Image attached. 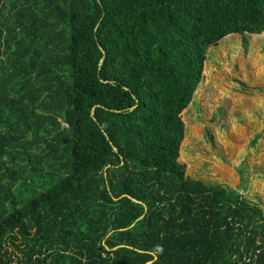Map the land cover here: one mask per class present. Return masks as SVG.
I'll list each match as a JSON object with an SVG mask.
<instances>
[{"label":"trees","instance_id":"trees-1","mask_svg":"<svg viewBox=\"0 0 264 264\" xmlns=\"http://www.w3.org/2000/svg\"><path fill=\"white\" fill-rule=\"evenodd\" d=\"M263 32L264 0H0V264H264L260 207L179 161L209 49Z\"/></svg>","mask_w":264,"mask_h":264},{"label":"rangeland","instance_id":"rangeland-1","mask_svg":"<svg viewBox=\"0 0 264 264\" xmlns=\"http://www.w3.org/2000/svg\"><path fill=\"white\" fill-rule=\"evenodd\" d=\"M224 38L207 53L204 79L199 85L204 86L207 98L201 104L199 103L200 105L198 104L195 112L197 120H194L200 125V131L195 140L188 141L187 124L182 116L185 130L179 150V161L185 164L187 176L207 185L237 189L249 202L258 205L264 214V171H261L257 164L260 162L259 157L256 160L251 159V153L254 150L256 152L264 147L262 144H257L259 138H262L261 143H264V78L259 76V80L253 79L255 70L250 67L247 60L252 47H257L260 40L254 42L253 36H247L249 42L244 50L240 36L235 34ZM226 40H230L239 53L235 54L229 50L224 53L221 48ZM239 54L245 58L243 66L246 73L241 72L239 61L236 60ZM262 56L263 61L259 69H262L264 73V48ZM210 58L212 60H209ZM234 94H239V103L234 99L235 104L232 103L231 95ZM250 95L260 99L258 109L250 106ZM242 98L249 101L244 103ZM247 109L257 110L259 113V116L254 119V125L250 127H246V118L243 117ZM232 113L234 118L229 117ZM234 120L237 122V127L233 131ZM261 125L262 132L259 133ZM254 138L256 140L252 144ZM248 170L256 172L251 181V176L248 178L246 176Z\"/></svg>","mask_w":264,"mask_h":264},{"label":"crops","instance_id":"crops-1","mask_svg":"<svg viewBox=\"0 0 264 264\" xmlns=\"http://www.w3.org/2000/svg\"><path fill=\"white\" fill-rule=\"evenodd\" d=\"M264 34V32L262 33V34H260V35H263ZM260 35H248V34H246L245 35V37H246V41H247V43L249 42L248 41V38H247V36H253L254 37V39H257V37L258 36H260ZM241 37V36H240ZM242 38V37H241ZM242 41H243V39H242ZM247 45V44H246ZM257 48H259L260 49V53L262 54V50H263V48H264V40H261L260 39V42H259V44H258V46H257ZM223 51V50H222ZM259 69V68H258ZM255 84H256V82H255ZM240 93V92H239ZM247 96V95H246ZM249 97H251V99H250V101L248 100V99H243V101H244V103L246 102V101H249L250 103V106L251 107H256L255 109H258V106H259V104H260V99L258 98V97H253V96H249ZM247 113V114H246ZM244 116V118H246V121H245V124H246V127H250L251 125H254V123H255V118L256 117H258L259 116V113L257 112V110H249V111H246L244 114H243ZM229 117H233L234 118V113H232ZM247 121H248V123H247ZM234 123V124H233ZM257 123V122H256ZM237 122L236 121H234V122H232V128H233V131H234V128H236L237 126ZM264 126V125H263ZM262 125H261V127H260V130H259V133H261L262 132V127H263ZM264 132V131H263ZM262 142V138H259V140H257V144H260ZM262 167H264V162L261 164V165H259V168H261V171H264V168L262 169ZM253 175H256V172H254L253 173Z\"/></svg>","mask_w":264,"mask_h":264},{"label":"water","instance_id":"water-1","mask_svg":"<svg viewBox=\"0 0 264 264\" xmlns=\"http://www.w3.org/2000/svg\"><path fill=\"white\" fill-rule=\"evenodd\" d=\"M100 49V51H101V53H102V55H104V51L101 49V48H99ZM102 62V58H101V60H100V63ZM113 150L114 151H116V149L115 148H113ZM155 259V257L153 258V260ZM152 261H149V262H147L146 264H150Z\"/></svg>","mask_w":264,"mask_h":264},{"label":"built area","instance_id":"built-area-1","mask_svg":"<svg viewBox=\"0 0 264 264\" xmlns=\"http://www.w3.org/2000/svg\"><path fill=\"white\" fill-rule=\"evenodd\" d=\"M64 125V124H63Z\"/></svg>","mask_w":264,"mask_h":264}]
</instances>
